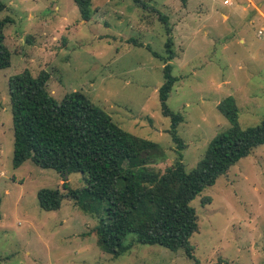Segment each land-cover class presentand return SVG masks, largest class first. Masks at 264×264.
<instances>
[{"label":"rangeland","instance_id":"1","mask_svg":"<svg viewBox=\"0 0 264 264\" xmlns=\"http://www.w3.org/2000/svg\"><path fill=\"white\" fill-rule=\"evenodd\" d=\"M9 17L4 43L10 65L0 69V264H193L183 250L136 242L119 256L97 243L98 215L65 198L42 209L41 188H62L61 174L30 159L14 167L8 78L24 69L49 73L56 99L79 90L126 131L156 144L153 166H174L181 153L187 171L211 138L229 122L218 103L232 96L242 128L264 116V0H148L171 26L174 57L167 60L166 32L156 12L133 0H90L84 19L74 0H1ZM175 78L167 105L180 115L170 133L158 90L163 67ZM81 188V172H70ZM210 198V202L202 200ZM198 230L190 242L201 264H264V145L231 166L192 200Z\"/></svg>","mask_w":264,"mask_h":264},{"label":"trees","instance_id":"2","mask_svg":"<svg viewBox=\"0 0 264 264\" xmlns=\"http://www.w3.org/2000/svg\"><path fill=\"white\" fill-rule=\"evenodd\" d=\"M82 17L90 18V0H74ZM139 7L156 12L165 32L167 60L174 57L168 17L148 0H133ZM5 4L0 0V13ZM9 17L0 15V69L10 65V51L4 43V26ZM164 82L159 87V103L165 116L171 117L170 133L179 150L185 147L177 134L180 115L169 109L167 99L175 82L172 65L163 67ZM49 73L33 75L28 69L8 78L12 112L13 158L16 168L30 159L43 168H52L62 176V191L41 188L37 192L42 209L55 210L65 198L74 200L81 210L98 215L95 226L100 248L116 257L125 253L129 233L136 242L157 244L172 251L183 250L193 264L190 238L198 230L191 200L205 187L225 175L239 159L264 145V116L254 126L242 128L238 107L232 96L223 98L218 110L229 127L209 141L203 157L187 171L179 153L174 166L155 168V142L136 136L120 127L112 117L79 90L60 99L48 90ZM81 172L85 185L70 186L67 175ZM203 203L210 202L208 197ZM1 203V200H0ZM231 264V263H224Z\"/></svg>","mask_w":264,"mask_h":264}]
</instances>
